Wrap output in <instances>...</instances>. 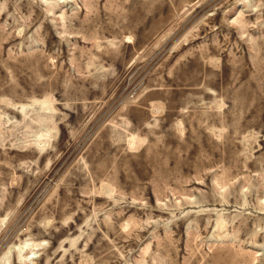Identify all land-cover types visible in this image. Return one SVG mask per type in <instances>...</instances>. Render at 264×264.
Here are the masks:
<instances>
[{
	"label": "rangeland",
	"instance_id": "obj_1",
	"mask_svg": "<svg viewBox=\"0 0 264 264\" xmlns=\"http://www.w3.org/2000/svg\"><path fill=\"white\" fill-rule=\"evenodd\" d=\"M0 264H264V0H0Z\"/></svg>",
	"mask_w": 264,
	"mask_h": 264
}]
</instances>
